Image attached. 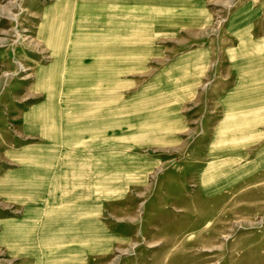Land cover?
<instances>
[{
    "label": "rangeland",
    "instance_id": "1",
    "mask_svg": "<svg viewBox=\"0 0 264 264\" xmlns=\"http://www.w3.org/2000/svg\"><path fill=\"white\" fill-rule=\"evenodd\" d=\"M198 1L0 0V264H264V52Z\"/></svg>",
    "mask_w": 264,
    "mask_h": 264
},
{
    "label": "crops",
    "instance_id": "2",
    "mask_svg": "<svg viewBox=\"0 0 264 264\" xmlns=\"http://www.w3.org/2000/svg\"><path fill=\"white\" fill-rule=\"evenodd\" d=\"M200 11L206 10L204 0L198 1ZM239 27L236 35L245 51L264 52V0L239 2ZM261 67H264V54ZM258 65V64H256ZM256 67V66H255Z\"/></svg>",
    "mask_w": 264,
    "mask_h": 264
}]
</instances>
